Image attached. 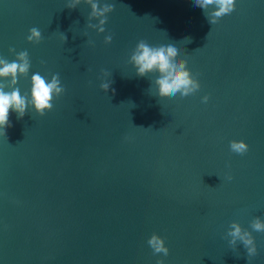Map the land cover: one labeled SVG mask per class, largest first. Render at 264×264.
Listing matches in <instances>:
<instances>
[{
  "label": "water",
  "instance_id": "water-1",
  "mask_svg": "<svg viewBox=\"0 0 264 264\" xmlns=\"http://www.w3.org/2000/svg\"><path fill=\"white\" fill-rule=\"evenodd\" d=\"M68 2L0 0V58L30 59L21 94L35 73L65 89L43 116L10 111L0 135V264H247L225 237L232 221L264 264V233L250 227L264 221V0H235L214 25L194 0H98L114 4L99 34L90 6ZM140 40L178 42L200 89L155 96L157 74L128 63ZM153 233L167 256L153 254Z\"/></svg>",
  "mask_w": 264,
  "mask_h": 264
},
{
  "label": "clouds",
  "instance_id": "clouds-1",
  "mask_svg": "<svg viewBox=\"0 0 264 264\" xmlns=\"http://www.w3.org/2000/svg\"><path fill=\"white\" fill-rule=\"evenodd\" d=\"M81 2L82 0H69L65 7L74 9ZM83 3L90 6L86 27L94 29L98 34L103 33L107 14L114 10V4L99 5L98 0H83ZM194 6L203 9L209 23L214 25L219 18L234 10L235 0H194ZM92 20H98V23H91ZM26 39L32 43H39L41 32L33 27L29 29ZM66 39L64 34L63 40ZM111 41L112 35L104 37L106 45ZM184 41L191 42L190 38H185ZM13 51L14 49H9V52ZM179 52V43L175 41L167 46H150L144 40H140L132 50L128 63L134 67L138 77H144L150 73L157 74L151 84V87H155V96L175 98L179 94L180 97H186L196 93L200 89V83L186 67L187 61L179 57ZM30 66L27 51L16 54L12 62L6 58H0V135L5 137L6 129L11 127L10 111L16 113L17 119H21L26 109L31 107L36 114L43 116L53 109L54 98L60 97L65 91L58 73L52 75L50 80L35 73L30 77L29 92L22 95L20 89L16 87L18 77H26ZM104 74L107 75V73ZM110 85L111 81L102 82L100 89L107 92ZM201 99L203 103H207L209 97L204 95ZM229 147L232 152L240 155L248 151V145L243 140H232L229 142ZM226 179L230 181L232 176L226 175ZM250 227L255 232L264 233V221L259 217L251 221ZM225 237L228 238V244L233 250L236 249L238 241L243 245L246 250L247 264H251L252 259L258 255L257 245L251 232L243 229L236 221L230 223ZM147 243L154 255L162 253L167 256L169 254L164 239L155 233L150 236ZM156 264H164V262L158 259Z\"/></svg>",
  "mask_w": 264,
  "mask_h": 264
}]
</instances>
